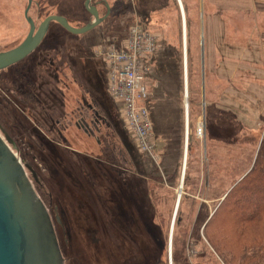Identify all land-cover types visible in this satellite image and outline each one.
I'll return each instance as SVG.
<instances>
[{
  "label": "rangeland",
  "instance_id": "rangeland-1",
  "mask_svg": "<svg viewBox=\"0 0 264 264\" xmlns=\"http://www.w3.org/2000/svg\"><path fill=\"white\" fill-rule=\"evenodd\" d=\"M34 1L29 15L39 20L63 13L82 27L93 19L86 0ZM175 1L146 0L138 12L114 9L82 34L51 24L37 53L46 59L48 50L55 51L65 68L69 62L75 69L74 74L67 69L58 84L57 100L66 110L86 96L106 118L90 138L73 124L77 114L63 131L65 139L55 123L39 121L37 88L47 60L37 67L29 57L0 70V123L17 144L16 156L38 177L34 181L27 170L62 240L66 264H224L205 238V227L252 169L264 139V43L250 37L260 19L257 35H264V14L255 13L256 6L264 9V0H188L183 13ZM210 2H219L220 22ZM27 4L0 0V52L28 33ZM135 19L160 36L149 82L157 161L139 151L125 127L102 55L110 41L128 37ZM217 34L224 38L215 41Z\"/></svg>",
  "mask_w": 264,
  "mask_h": 264
},
{
  "label": "water",
  "instance_id": "water-1",
  "mask_svg": "<svg viewBox=\"0 0 264 264\" xmlns=\"http://www.w3.org/2000/svg\"><path fill=\"white\" fill-rule=\"evenodd\" d=\"M31 3V0H29ZM93 16L88 24L76 27L61 15H49L35 28L32 20L26 39L18 46L0 52V70L5 69L34 51L44 38L49 24L55 20L73 34L85 33L105 19L91 0L85 1ZM182 13H183V6ZM203 59V51H202ZM204 60V59H203ZM0 134V264H66L62 240L54 228L46 206L27 177L25 167L9 147L11 138ZM8 141V142H7Z\"/></svg>",
  "mask_w": 264,
  "mask_h": 264
},
{
  "label": "built area",
  "instance_id": "built-area-1",
  "mask_svg": "<svg viewBox=\"0 0 264 264\" xmlns=\"http://www.w3.org/2000/svg\"><path fill=\"white\" fill-rule=\"evenodd\" d=\"M128 32V37L110 41L102 50L109 70V92L121 101L122 119L133 134L139 151L157 161V143L149 107V82L155 69L160 36L139 21L132 23Z\"/></svg>",
  "mask_w": 264,
  "mask_h": 264
},
{
  "label": "trees",
  "instance_id": "trees-1",
  "mask_svg": "<svg viewBox=\"0 0 264 264\" xmlns=\"http://www.w3.org/2000/svg\"><path fill=\"white\" fill-rule=\"evenodd\" d=\"M205 233L224 264H264V139L252 169L225 195Z\"/></svg>",
  "mask_w": 264,
  "mask_h": 264
},
{
  "label": "flooded vegetation",
  "instance_id": "flooded-vegetation-1",
  "mask_svg": "<svg viewBox=\"0 0 264 264\" xmlns=\"http://www.w3.org/2000/svg\"><path fill=\"white\" fill-rule=\"evenodd\" d=\"M34 2H35L34 0H31V3H29V0H28V4L26 5V7H24L25 8L24 9V19H25L24 22H26L28 24L29 31L25 35L23 41L26 39V37L28 36V34L30 32L31 23H30L29 19L32 20L33 24L35 25V28H38L47 16L54 14V15L64 16L65 19L69 22V24L72 25V23L70 22V18L63 13H51V14H48L46 17H44L40 20L37 19L36 16H34V14L29 15V13L31 11H33L32 8L34 5ZM95 2H98L97 4H102V6H104V9L106 10V11H103V13H101L100 15L101 16L106 15L108 12V9H107L108 4H106V0H96ZM97 7H98V5H97ZM52 23L58 24L59 26L64 28L59 22L53 20L50 22L48 30L51 27ZM48 30H47V32H48ZM65 30H67V29H65ZM47 32H46V34H47ZM46 34H45L44 38L42 39V41L40 42L39 46H37V48L34 51H32L28 56H26L25 58H23L22 60L19 61V62H21V61L27 60L29 57H31L32 60L36 59L34 61V63H32V65L39 67V65L41 63L45 62L44 60H47L46 61L47 64L45 63L46 64V70H47L45 73L46 76H44L45 78L40 77V81H39L40 86H39V88H37L38 91L40 92V95H37L38 98L40 99V100L38 99L39 100L38 101V104H39L38 107H40V115H39L40 119H39V121H41L42 124H46L47 126H49V124L55 123L57 125L58 137L65 139L63 137V131L69 130V127L73 123L72 120L74 119L75 115L77 114L78 117H77L76 121H74L73 124L78 129H81L85 133V135L90 138L92 135H95L98 130L101 129L102 124H106V122H107L106 118L102 117V115L100 114V111L96 108V106H94L91 103V101H88V99H86V96H84L81 100H79V105L76 109H71V110L65 109L66 106L64 104V101L57 100V97L59 94L58 93L59 92V85L58 84H59V81L62 80L60 76H62V78H63V75L67 74L66 73L67 69L69 71L71 69V73L74 74L75 69L72 66H69L70 65L69 62H67V68H65L64 67L65 63H63V58H61L60 56L57 57L54 53L55 51L53 53H50V52H48L49 51L48 50L47 51L48 57L46 59H45V57L43 58L42 54L37 53V49H39V47L42 45V42L45 39ZM22 42H20L19 44H21ZM18 45H16V46H18ZM16 46H14V47H16ZM14 47H12V48H14ZM44 52H46V51H44ZM19 62H17V63H19ZM85 90L89 91V89H85ZM60 115H62V116H60ZM60 125L62 126V128L58 127ZM1 127L4 129V132H6L7 135L12 140V142L7 141L9 147L13 151L17 150V148H16L17 144L14 141V138L11 137V135L9 134L10 131L8 132V130L5 129V127H3V125L0 123V131L2 133H3V130L1 129ZM67 141H69V138H67ZM23 165L24 166H30L27 163H23ZM25 169H26V173H27V170L31 173L30 175L34 181L39 182L38 177H37V175H36V173L32 167H31V169L28 167H25ZM27 177L29 180H31L28 173H27Z\"/></svg>",
  "mask_w": 264,
  "mask_h": 264
},
{
  "label": "crops",
  "instance_id": "crops-1",
  "mask_svg": "<svg viewBox=\"0 0 264 264\" xmlns=\"http://www.w3.org/2000/svg\"><path fill=\"white\" fill-rule=\"evenodd\" d=\"M113 1L116 3V5H114L115 3H113ZM171 1V0H170ZM173 2H176L175 0H172ZM212 1V0H211ZM144 2H146V0H106V4H108L109 5V3H110V5L112 4V5H114V8L112 7V5H111V9H110V13H109V15L108 16H110V14L111 13H113V11H114V9H115V12L117 11H121V10H124V9H126V10H128V7H130V10L131 11H133V12H138L139 10H141L140 9V6L141 5H143V3ZM188 2V0H178V3H179V5H180V7L181 6H185L186 5V3ZM182 3H183V5H182ZM219 3V2H218ZM218 3H216V2H210L209 3V5L211 4V6H213L212 8H211V10L212 9H214V7L216 8V13H218L219 12V7L218 6H216V4H218ZM147 4V3H146ZM188 4V3H187ZM215 5V6H214ZM110 7V6H109ZM127 7V8H126ZM108 9V8H107ZM103 10H105L104 9V6H103ZM187 11H189V8H188V10ZM108 13V12H107ZM212 13H214V11H212ZM255 13H256V16L259 14V15H261V14H264V9L262 8L261 10H260V8L259 7H257L256 6V10H255ZM107 16V17H108ZM215 14H213L212 15V17L213 18H211L212 20H211V23H214V21L216 20L215 19ZM253 18V17H252ZM217 19L219 20V22H220V18H219V13H218V16H217ZM261 20V19H260ZM260 20H255V25L254 26H252L251 25V32H250V37H253V39H256L254 42L255 43H258V41H259V43H264V35L262 34V35H257V30L258 29H263V27L261 26V25H259V22H260ZM135 21H138V20H134V21H131V23L128 25V29H129V27H130V25L132 24V23H134ZM252 22H253V20H252ZM213 26V24H211V27ZM219 26V25H218ZM184 33H185V37H186V39L184 40V54H185V52L187 51V49H188V37H187V28H186V23L184 24L183 23V35H184ZM260 34H261V32H260ZM216 35V34H215ZM218 35V34H217ZM220 35H218V36H213V39H215V41H217V39H223L224 38V36H220ZM230 36V35H229ZM231 37V36H230ZM228 39H229V37H227ZM229 40H231V39H229ZM254 42H251V43H254ZM213 43H215V42H213ZM230 50V53H234V50H232V49H229ZM230 53L228 54V59L227 60H230V58H229V55H230ZM185 57H186V62H185V65L186 64H188V61H187V55H185ZM185 85H186V91L188 92V83L186 82L185 83ZM187 96V95H186ZM187 107H188V105H187Z\"/></svg>",
  "mask_w": 264,
  "mask_h": 264
},
{
  "label": "bare ground",
  "instance_id": "bare-ground-1",
  "mask_svg": "<svg viewBox=\"0 0 264 264\" xmlns=\"http://www.w3.org/2000/svg\"><path fill=\"white\" fill-rule=\"evenodd\" d=\"M185 39H186V37H185V33H184V40H185ZM202 122H203V121H202ZM202 122H201V123H202ZM201 131H202V129H201Z\"/></svg>",
  "mask_w": 264,
  "mask_h": 264
}]
</instances>
